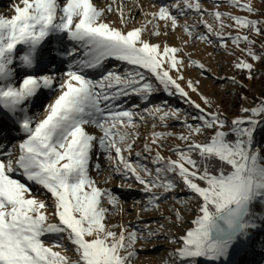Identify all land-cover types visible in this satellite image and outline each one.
<instances>
[{
  "label": "snow or ice",
  "instance_id": "1",
  "mask_svg": "<svg viewBox=\"0 0 264 264\" xmlns=\"http://www.w3.org/2000/svg\"><path fill=\"white\" fill-rule=\"evenodd\" d=\"M205 2L0 12V264H138L146 245L167 246L160 264H264V0ZM197 41L224 74L186 51Z\"/></svg>",
  "mask_w": 264,
  "mask_h": 264
},
{
  "label": "rangeland",
  "instance_id": "2",
  "mask_svg": "<svg viewBox=\"0 0 264 264\" xmlns=\"http://www.w3.org/2000/svg\"><path fill=\"white\" fill-rule=\"evenodd\" d=\"M11 2H12V0H0V12H6L8 10V7H9ZM100 2L103 3L104 0H100ZM141 2L144 4L145 9L147 10L148 6L151 3H159V2H161V0H141ZM165 2H167V0H165ZM124 3L126 5V10L128 8H133V0H124ZM205 7H207V8L211 7L210 0H206ZM222 10H226V9H222ZM133 15H134L136 20L142 19V17L136 13L134 8H133ZM110 18L116 19V16L113 15ZM185 19H187L188 23L191 24L194 20H198L199 18L197 16H195V14L190 13L189 16L186 17ZM182 22H183V20H182ZM199 31L203 32L204 29L200 28ZM180 35H181V33L178 30L175 34L171 35L168 38L169 43L175 44V45H180L181 40L178 38ZM161 39H163V37ZM186 51L191 52L193 54L194 59H200L202 62L209 64V66L212 67L213 71L216 72L217 74L222 75L227 71L226 66L223 68L217 67V61L218 60L224 61L226 58L223 57L221 54L213 52V49L211 47H209L205 44H202L199 41H197L194 45H189V47L186 49ZM208 53H212V57H210L208 55ZM186 78H200V77L198 76L197 71H195L193 69H189L186 72ZM200 79L202 80V85H201L202 91H204L205 93H208V94L215 92L217 95H221V90L219 89L217 83H215L211 78H209L207 80H204L203 78H200ZM261 83H262V81H256L252 85V87L256 91H259ZM192 98L197 99V97L195 95H193ZM225 99H227V98H225ZM162 100H167L169 102V104H171L172 106L178 107V108H182V109L187 108V105H185L179 97H167L166 94H164L162 92L157 94V96L154 97V101L156 103H159ZM134 102H135V98H133L132 101H130V103H134ZM35 110L39 111L40 109L37 108ZM170 123H173V122H170ZM150 124H151V121H149L148 126L141 128V132L143 134L147 135L148 132L151 130ZM158 130L163 131L165 129H158ZM166 130L178 133L181 131V127L179 124H174L173 127H170ZM141 143H142V141H141ZM136 150L139 151L140 148H137ZM106 166L107 165L105 163V167ZM120 182H121L120 178L117 177L116 180L114 181L112 187L116 191L122 193L123 197L127 201L125 206L127 208H131L133 202L140 198L138 192L135 190L136 186L133 185V190L130 192L129 191H122L121 189L116 188V185L119 184ZM155 219H159L158 213H146L143 216V221H145V222H150V221L155 220ZM124 220L126 222L127 221L135 222L136 217L134 214L133 215H126L124 217ZM138 226L143 227V224H139ZM152 226L155 227V224H153ZM165 247H167V246L163 245V246H158L156 249H153L151 245H146L145 250L143 252H141V254L139 256L138 264H160V259L164 254Z\"/></svg>",
  "mask_w": 264,
  "mask_h": 264
}]
</instances>
